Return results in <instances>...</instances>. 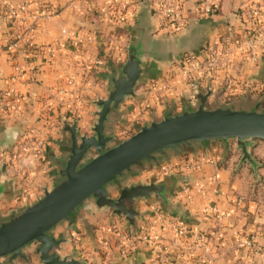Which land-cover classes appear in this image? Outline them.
I'll return each instance as SVG.
<instances>
[{"label":"crops","instance_id":"1","mask_svg":"<svg viewBox=\"0 0 264 264\" xmlns=\"http://www.w3.org/2000/svg\"><path fill=\"white\" fill-rule=\"evenodd\" d=\"M29 1L0 0V182L8 188L0 196V217L34 203L62 179L55 160L66 161L69 155L63 120L76 121L81 134H92L94 102L107 98L108 75L120 70L129 45L141 37L151 50L143 58L148 73L135 89L137 98H127L119 116L107 124V132L116 137L122 132L133 135L152 121V114L161 119L168 109L182 112L191 97L182 59L188 54L204 59L228 32L247 33L254 27L253 9L261 10L260 41L250 52L235 49L227 66L209 73L202 88L209 83L212 89L208 106L219 91L220 101L235 109L252 110L255 101L264 99V0H215L218 8L207 17L198 12L200 0H176L178 23L163 20L158 0H43L52 12L48 17ZM23 6L22 15L13 18L11 9ZM109 11L127 19L111 21ZM16 37L22 50L50 49V56L24 58L18 50L12 59L7 46ZM17 64L23 75L13 79ZM161 80L170 90L150 91ZM228 143L227 151L222 140L169 151L112 183L109 195L116 198L123 187L169 180L172 206L139 199L135 207L141 215L133 231L124 217L91 199L71 215V222L50 232L67 239L59 254L85 264H264V140L255 139L249 147L256 168L241 162L235 139ZM200 159L206 162L196 170L183 167ZM183 184L193 194L191 201L180 191ZM177 223L186 228L184 237L177 236ZM144 230L156 235L155 241L141 239ZM122 235L140 239L127 242ZM33 251V245L24 249L39 264Z\"/></svg>","mask_w":264,"mask_h":264},{"label":"water","instance_id":"2","mask_svg":"<svg viewBox=\"0 0 264 264\" xmlns=\"http://www.w3.org/2000/svg\"><path fill=\"white\" fill-rule=\"evenodd\" d=\"M144 40L141 37L132 42L120 70L108 75L107 98L94 102L97 117L90 127L91 135L81 134L76 121L63 120L62 134H68L69 155L66 161L55 160L62 179L51 189L46 188L34 203L0 217V259L5 264H14L16 260L33 264L24 253L32 245V255L39 264H85L73 257H62L59 250L67 239L55 238L50 232L62 222H71V215L91 199L97 207L111 209L114 215L124 217L133 231L137 230L136 218L141 215L135 207L139 199H154L171 208L169 180L123 187L116 198L108 191L112 183L135 172L142 164L157 162L159 156H166L169 151L218 140L225 143L227 151L228 140L235 139L242 153L241 162L257 167L249 147L255 139L264 140L261 109L264 99L255 101L252 110L235 109L234 105L220 101L219 91L214 95V105L208 106L212 95L209 83L204 89L198 84L192 91L195 105L186 99L180 113L172 114L168 109L161 119L152 114L150 123L138 127L123 141L114 132H107V124L119 116L122 103L127 98H137L135 89L148 73L143 58L150 49ZM7 192V185L0 182V196Z\"/></svg>","mask_w":264,"mask_h":264},{"label":"built area","instance_id":"3","mask_svg":"<svg viewBox=\"0 0 264 264\" xmlns=\"http://www.w3.org/2000/svg\"><path fill=\"white\" fill-rule=\"evenodd\" d=\"M158 3L160 4V10L159 13L161 14L163 20L169 19L172 20L173 23H178L181 19V12L179 5H177L176 0H158ZM34 5L38 8H42L41 15L43 16H50L52 15V12L50 9H48L46 6L43 5V0H31L29 1L28 5ZM198 12L201 16L207 17L212 15L218 5L215 3V0H200L198 3ZM25 6L21 7L20 9H11V15L13 18H17L20 15H22V12L25 10ZM261 10L260 9H253L250 17L253 22V28H251L247 33L236 35L233 32H228L224 38L223 42L221 43L220 47H211L207 51V56L204 59H199L193 54H188L182 59V65L180 66L181 72L188 84V86L191 88V97L190 101L192 102V105H195L194 103V96L192 94V91L195 90L198 86V84L202 87L206 80L210 78L208 76L209 73H212L213 71H216L218 69L225 68L227 66V63L229 61V58L231 57L233 51L238 48H242L246 52H250L252 48L257 42L260 41L261 35L259 32V28L261 26L260 17H261ZM109 18L111 21H117V22H125L127 19L125 14H117L113 15L111 11H109ZM113 18V19H112ZM18 50L21 52L19 53ZM7 51L11 55L12 59H15L17 57L16 53H19L21 57L27 56L28 58L36 59L38 56L43 55L42 53H47L48 56H50V49H43V48H35V47H27L23 50L20 48V43L18 37L13 38L10 43L7 46ZM51 61V60H50ZM14 77L13 79H18L23 75V68L17 64L14 65ZM168 91L170 90V86L168 83L164 80L156 81L151 84L150 91ZM0 97H3L0 95ZM79 99V98H78ZM145 107H149L148 104L145 105ZM132 135V133L129 132H122L121 134L117 135L118 140L119 139H125L128 136ZM206 161L200 159L195 161H189L183 165V167L187 170H196L200 168ZM210 163H213L212 160L209 161ZM180 191L184 194L186 199L188 201H191L193 199V194L190 192L188 186L186 184H183ZM211 213H215L216 217H219V213L217 209L213 207H209ZM175 231L178 237H184L186 235V228L184 226H180V224H175ZM123 236V235H122ZM123 237H126L125 235ZM139 236H131L126 237L124 240L127 242H130L131 239H138ZM141 239L149 240L157 238V236L151 237L150 233H147V230H144V232L141 234ZM139 238V239H140ZM158 241V240H156Z\"/></svg>","mask_w":264,"mask_h":264},{"label":"rangeland","instance_id":"4","mask_svg":"<svg viewBox=\"0 0 264 264\" xmlns=\"http://www.w3.org/2000/svg\"><path fill=\"white\" fill-rule=\"evenodd\" d=\"M131 136V135H130ZM130 136H128L127 138H129ZM127 138H125V139H127ZM125 139H123V140H125ZM120 141H123L122 139H119Z\"/></svg>","mask_w":264,"mask_h":264},{"label":"trees","instance_id":"5","mask_svg":"<svg viewBox=\"0 0 264 264\" xmlns=\"http://www.w3.org/2000/svg\"><path fill=\"white\" fill-rule=\"evenodd\" d=\"M218 8V7H217ZM217 10V9H216Z\"/></svg>","mask_w":264,"mask_h":264}]
</instances>
